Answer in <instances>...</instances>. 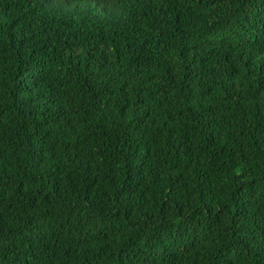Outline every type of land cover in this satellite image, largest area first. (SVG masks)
<instances>
[{"label":"trees","instance_id":"trees-1","mask_svg":"<svg viewBox=\"0 0 264 264\" xmlns=\"http://www.w3.org/2000/svg\"><path fill=\"white\" fill-rule=\"evenodd\" d=\"M0 264H264V0H0Z\"/></svg>","mask_w":264,"mask_h":264}]
</instances>
